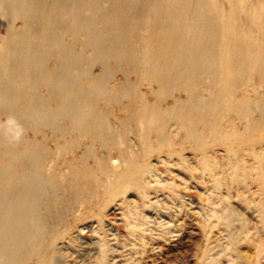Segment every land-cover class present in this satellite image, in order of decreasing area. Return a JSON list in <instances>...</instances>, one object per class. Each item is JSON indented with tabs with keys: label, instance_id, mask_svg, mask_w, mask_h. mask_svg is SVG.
Returning a JSON list of instances; mask_svg holds the SVG:
<instances>
[{
	"label": "bare ground",
	"instance_id": "obj_1",
	"mask_svg": "<svg viewBox=\"0 0 264 264\" xmlns=\"http://www.w3.org/2000/svg\"><path fill=\"white\" fill-rule=\"evenodd\" d=\"M2 29L0 264H59L70 211L100 192L110 202L143 190L152 172L144 159L171 145L170 127L184 132L206 172L212 141L231 155L264 141V0H0ZM176 92L185 98L163 106ZM246 92L255 95L239 97ZM30 131L43 141L27 139ZM46 135L57 138L55 151ZM80 146L64 181L53 157ZM98 147L116 151L119 165L97 159ZM244 171L234 169L233 180Z\"/></svg>",
	"mask_w": 264,
	"mask_h": 264
},
{
	"label": "rangeland",
	"instance_id": "obj_2",
	"mask_svg": "<svg viewBox=\"0 0 264 264\" xmlns=\"http://www.w3.org/2000/svg\"><path fill=\"white\" fill-rule=\"evenodd\" d=\"M0 35H5L4 29ZM69 40L67 37L65 41ZM99 71V67L94 68L93 74ZM122 79L123 74L117 73L110 84ZM141 83V92L153 102L151 87L145 80ZM41 93L44 95L45 89ZM202 95L208 97L207 92ZM173 96L163 106L171 105L175 98H185L179 92ZM112 118L118 122L123 115L115 109ZM232 124L243 129L239 121ZM167 133L171 145L144 159L152 172L144 177L143 190H128L110 202L100 192L87 204H77L70 211L64 227L67 237L56 245L59 264H264V188L259 180L261 175L264 177V141L255 148L243 144L236 155L229 154L220 142L212 141L207 158L214 167L206 172L192 143L183 141L184 132L170 127ZM25 137L43 141L45 136L30 131ZM47 138L51 139L46 147L55 151L57 138ZM128 138L130 150L139 152L134 127ZM85 144L88 142L80 145ZM82 151L83 147L75 148L66 154V160L53 157L52 163L64 181L68 178L67 163H72ZM95 156L106 161L111 158L110 168L121 160L116 151L109 153L100 147ZM94 163L92 157L88 159V165L94 167ZM238 167L244 168L245 174L240 173L241 179L234 181L231 172ZM55 221L49 229L57 231ZM28 264H33V260Z\"/></svg>",
	"mask_w": 264,
	"mask_h": 264
}]
</instances>
